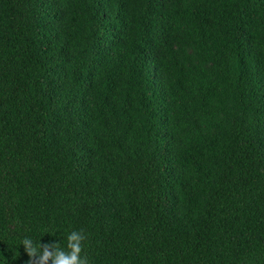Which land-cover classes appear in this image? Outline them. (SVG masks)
<instances>
[{
	"label": "trees",
	"instance_id": "obj_1",
	"mask_svg": "<svg viewBox=\"0 0 264 264\" xmlns=\"http://www.w3.org/2000/svg\"><path fill=\"white\" fill-rule=\"evenodd\" d=\"M73 229L92 264H264V0H0V253Z\"/></svg>",
	"mask_w": 264,
	"mask_h": 264
},
{
	"label": "clouds",
	"instance_id": "obj_2",
	"mask_svg": "<svg viewBox=\"0 0 264 264\" xmlns=\"http://www.w3.org/2000/svg\"><path fill=\"white\" fill-rule=\"evenodd\" d=\"M145 52L151 55V50ZM152 70L154 75L158 72V68ZM40 236L34 239L33 236L24 235L19 240L18 245L22 244L28 254L23 264H92L89 257L83 253L87 239L83 229H73L68 232L66 243L63 244L60 240L42 243ZM6 259L3 253H0V264H5Z\"/></svg>",
	"mask_w": 264,
	"mask_h": 264
}]
</instances>
